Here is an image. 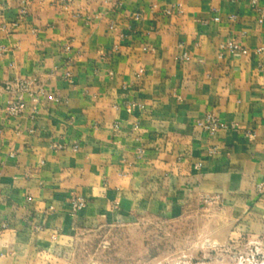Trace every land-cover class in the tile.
I'll list each match as a JSON object with an SVG mask.
<instances>
[{"label":"crops","instance_id":"1","mask_svg":"<svg viewBox=\"0 0 264 264\" xmlns=\"http://www.w3.org/2000/svg\"><path fill=\"white\" fill-rule=\"evenodd\" d=\"M261 12L264 0H0V264H52L79 226L174 216L205 194L264 241ZM229 41L245 52L219 56ZM19 77L61 102L25 95L9 118ZM209 112L228 124L213 136L197 125Z\"/></svg>","mask_w":264,"mask_h":264},{"label":"rangeland","instance_id":"2","mask_svg":"<svg viewBox=\"0 0 264 264\" xmlns=\"http://www.w3.org/2000/svg\"><path fill=\"white\" fill-rule=\"evenodd\" d=\"M58 257L52 264H264V241L223 202L200 197L170 217L79 226Z\"/></svg>","mask_w":264,"mask_h":264},{"label":"built area","instance_id":"3","mask_svg":"<svg viewBox=\"0 0 264 264\" xmlns=\"http://www.w3.org/2000/svg\"><path fill=\"white\" fill-rule=\"evenodd\" d=\"M31 1V0H28ZM64 3H68L71 0H61ZM252 3L256 4L258 0H250ZM173 10H176L178 12L182 11V8L180 5H178L176 8L171 7L166 9V13L170 14ZM261 11V9H258ZM26 9L25 7L22 8L21 13H25ZM137 18H139V15H137ZM259 22L264 21V15L261 12L258 18ZM16 36H19V34H16ZM241 49L243 52H245V49L241 46V43L237 41H229L227 43H223L220 46V53L219 56H222L227 51H234ZM263 48H261L262 50ZM184 59H188L189 55L184 54ZM65 76L71 77V73L67 71ZM140 76V74H138ZM6 88L9 89L13 93V97L8 101L7 107H6V115L9 118H15L16 116L20 115L22 112H24L26 108V101L24 99L25 95H28L30 99L33 102H37L39 100V97L41 95H45L47 92L51 95L53 98V101L56 103L61 102V97L58 95L55 91H47L45 87L38 82V80L35 77H19L15 79L12 83H7ZM197 125L204 128L210 135H215L220 129H224L228 127V124L224 121H222L216 114L209 112L207 113L203 118L199 119L197 121ZM74 148H77V145L74 146ZM204 198L207 200H210L212 202H219L221 201V196L218 194L210 195L205 194ZM86 205V199L83 197H75L71 201V209L74 214H77L79 211H81Z\"/></svg>","mask_w":264,"mask_h":264}]
</instances>
